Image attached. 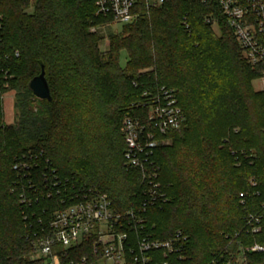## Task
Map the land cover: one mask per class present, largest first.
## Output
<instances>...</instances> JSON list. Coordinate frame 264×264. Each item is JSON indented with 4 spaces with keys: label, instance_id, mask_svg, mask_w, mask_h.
Returning a JSON list of instances; mask_svg holds the SVG:
<instances>
[{
    "label": "trees",
    "instance_id": "16d2710c",
    "mask_svg": "<svg viewBox=\"0 0 264 264\" xmlns=\"http://www.w3.org/2000/svg\"><path fill=\"white\" fill-rule=\"evenodd\" d=\"M209 14L218 33L204 22ZM108 22L93 0H0V264H39L35 239L61 199L81 190L105 193L119 212L141 205L145 184L124 167L120 126L144 90L162 85L186 121L154 150L167 200L147 208V226L159 239L186 236L183 258L171 264H264V251L250 250L264 246V231L244 226L264 199V89L252 86L259 68L243 59L215 4L166 0L102 50L90 28ZM41 64L50 101L27 86ZM10 92L15 120L6 122Z\"/></svg>",
    "mask_w": 264,
    "mask_h": 264
},
{
    "label": "built area",
    "instance_id": "2783aa9c",
    "mask_svg": "<svg viewBox=\"0 0 264 264\" xmlns=\"http://www.w3.org/2000/svg\"><path fill=\"white\" fill-rule=\"evenodd\" d=\"M93 1L96 15L109 18L106 24H127L166 0ZM190 1L219 8L243 59L251 68H259L260 79L264 80V0ZM204 22L214 25L212 14L206 15ZM90 30L94 32L96 28ZM133 106L135 114L122 119L120 131L125 144L124 167L138 170L145 184L141 205L119 212L105 193L91 190H81L66 204L61 199L63 206L52 213L43 233L34 241L32 259L39 260V264H171L170 257L183 258L186 236L182 231L175 230L166 239L156 238L146 224L145 213L148 207L167 200L157 179L159 167L154 150L168 143L167 134L180 130L186 117L174 90L163 85L144 90L141 100ZM248 183L252 188L257 185L254 177ZM252 194L259 193L253 190ZM244 197L240 192L241 202ZM244 222L248 233L264 231V199L261 210L248 213ZM250 250L262 252L264 246L253 244Z\"/></svg>",
    "mask_w": 264,
    "mask_h": 264
},
{
    "label": "rangeland",
    "instance_id": "374dc122",
    "mask_svg": "<svg viewBox=\"0 0 264 264\" xmlns=\"http://www.w3.org/2000/svg\"><path fill=\"white\" fill-rule=\"evenodd\" d=\"M103 25H105V24H103ZM103 25H99L96 27L97 32L102 37L101 42H100V48L102 50L107 48L106 38L110 35L121 32L123 27L125 26V24H123L121 22H115L114 21V22H111L109 24H106L104 27H103ZM212 28L216 33H218L217 27L215 24L212 25ZM125 62H126V54H125V52H122L121 57H120V65L121 66L125 65ZM260 78L261 77L252 81L253 89L256 91L264 89V80H261ZM13 100H14V93L13 92H10V93L5 94L3 96L2 109H3V113H4V119L6 122H13L15 120V111L13 108ZM169 143H171L170 137L168 139V144Z\"/></svg>",
    "mask_w": 264,
    "mask_h": 264
},
{
    "label": "water",
    "instance_id": "95a60500",
    "mask_svg": "<svg viewBox=\"0 0 264 264\" xmlns=\"http://www.w3.org/2000/svg\"><path fill=\"white\" fill-rule=\"evenodd\" d=\"M27 86L36 98L47 101L51 100L52 97L45 77V70L43 64H41L40 66L39 74L31 78Z\"/></svg>",
    "mask_w": 264,
    "mask_h": 264
}]
</instances>
